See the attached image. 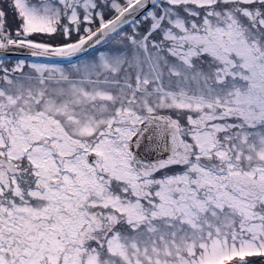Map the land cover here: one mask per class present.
Instances as JSON below:
<instances>
[{
	"label": "snow or ice",
	"instance_id": "1",
	"mask_svg": "<svg viewBox=\"0 0 264 264\" xmlns=\"http://www.w3.org/2000/svg\"><path fill=\"white\" fill-rule=\"evenodd\" d=\"M0 264H264V0H0Z\"/></svg>",
	"mask_w": 264,
	"mask_h": 264
}]
</instances>
